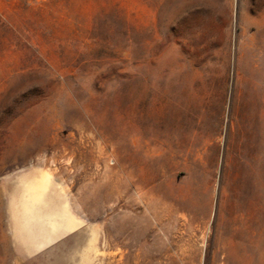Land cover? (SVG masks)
<instances>
[{"label": "rangeland", "instance_id": "374dc122", "mask_svg": "<svg viewBox=\"0 0 264 264\" xmlns=\"http://www.w3.org/2000/svg\"><path fill=\"white\" fill-rule=\"evenodd\" d=\"M0 264H264V0H0Z\"/></svg>", "mask_w": 264, "mask_h": 264}]
</instances>
